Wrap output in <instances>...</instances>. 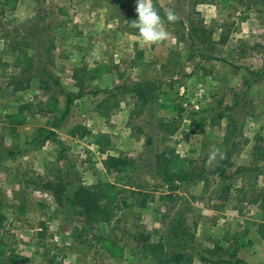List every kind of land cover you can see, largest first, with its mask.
I'll use <instances>...</instances> for the list:
<instances>
[{"label": "rangeland", "instance_id": "374dc122", "mask_svg": "<svg viewBox=\"0 0 264 264\" xmlns=\"http://www.w3.org/2000/svg\"><path fill=\"white\" fill-rule=\"evenodd\" d=\"M4 1L0 264H158L141 252L152 242L197 253L193 264L234 249L248 264H264V160L254 149L264 146V0H153L169 32L155 44L130 26L136 0ZM136 82L155 90L138 116L123 89ZM68 93L79 95L55 127ZM31 102L25 122L1 118ZM77 125L92 135H72ZM163 152L202 174L166 199ZM109 154L126 160L120 172L106 168ZM48 180L61 185V201ZM101 182L117 187L116 216L85 230L70 198ZM42 222L45 238L37 235ZM179 224L194 241H182Z\"/></svg>", "mask_w": 264, "mask_h": 264}, {"label": "trees", "instance_id": "16d2710c", "mask_svg": "<svg viewBox=\"0 0 264 264\" xmlns=\"http://www.w3.org/2000/svg\"><path fill=\"white\" fill-rule=\"evenodd\" d=\"M8 0H5L3 3H7ZM201 42L204 41L200 38ZM7 63L3 64L6 65ZM121 88V87H120ZM123 89L125 91H130L133 94L134 98L136 99L134 104V113L138 116L143 112L144 103L147 102V96L151 93L152 90L150 87L149 82H136L130 86H124ZM79 94H71L68 93L65 102V108L62 110V114L58 119L55 127L59 126L65 119L66 115L70 112L71 104L75 96ZM42 102V101H41ZM48 103H46L47 106ZM40 105V104H39ZM49 105V104H48ZM32 102L23 104L19 107L18 112L16 114L9 115L10 123H21L25 122L26 119L23 116V113L27 108H32ZM37 108V107H36ZM32 111V110H31ZM37 111H44L41 106L38 107ZM52 111V110H48ZM23 117V118H20ZM55 131H50L46 138L54 135ZM72 135L83 137L85 135H92L91 130L84 126H75L72 130ZM99 145L102 152L106 150L104 145H101L100 141L96 142ZM256 152V159L264 160V146L260 142H256L255 146ZM173 151V150H172ZM11 155H14L13 152H10ZM167 155V156H165ZM192 161H186L182 156L179 154H175V152H163L158 155V166L160 169V175L162 177L163 182L168 185L169 193H165L160 196V199H166L173 197L174 194L183 184L195 180L197 178H201L202 174H194V167L191 168L188 164ZM104 164L106 168L113 169L114 171L120 172L125 165L127 164L126 160H123L119 156L116 155H107V158L104 160ZM27 182V180H26ZM61 186L60 184H55L53 180H48L45 183L46 190L50 191L53 196H55L59 201L61 189L58 190L55 188ZM78 192L74 194L72 198H70L71 206L78 208L80 210L81 218H83L84 226L83 229L85 230H92L96 227H99L100 224H110L116 216L114 212V208L116 207L114 204L115 200L117 199L118 191L116 190L117 187L111 183L101 182L99 184H95L92 186H81ZM126 204V202H125ZM138 206L141 208L147 207V198L140 199ZM5 218L3 214H0V231L2 230V221ZM120 219L117 220L119 222ZM42 230L38 232L39 238H45L48 231V226L45 222L41 223ZM179 228V235L182 238V241L187 245L188 243L194 241V234H190L189 228L184 225L178 226ZM259 234L264 239V218L262 219L259 229ZM99 240H102L105 245L109 244L106 237H99ZM181 242V241H180ZM179 244V243H178ZM180 245V244H179ZM183 245V246H186ZM237 245V244H236ZM2 252V251H0ZM141 252L143 253L145 258L149 256L151 260L156 261L158 264H193L195 255L197 253H191V251L184 250V251H175L172 250L171 252L165 250L164 244L162 242H152L149 244H145L141 246ZM204 261L205 264H248L246 260L239 257L237 255V250H233L231 252L227 251L225 256H203L201 255L200 258ZM47 264H62L55 262L54 259H50Z\"/></svg>", "mask_w": 264, "mask_h": 264}, {"label": "clouds", "instance_id": "9594fccd", "mask_svg": "<svg viewBox=\"0 0 264 264\" xmlns=\"http://www.w3.org/2000/svg\"><path fill=\"white\" fill-rule=\"evenodd\" d=\"M138 19L131 21V27L138 30L145 44H155L168 39L169 32L164 27V21L153 4V0H136ZM168 23H175L178 16L174 11L166 12ZM218 152V150H217ZM216 153L210 156L215 159Z\"/></svg>", "mask_w": 264, "mask_h": 264}, {"label": "crops", "instance_id": "0c3cea01", "mask_svg": "<svg viewBox=\"0 0 264 264\" xmlns=\"http://www.w3.org/2000/svg\"><path fill=\"white\" fill-rule=\"evenodd\" d=\"M1 118H4L5 119V121L6 122H8L7 124H9V125H13V127L15 126L14 124H10V119H9V117H4V116H1ZM5 121L3 122V124L5 123ZM10 154V153H9ZM11 155V154H10ZM12 156V155H11Z\"/></svg>", "mask_w": 264, "mask_h": 264}]
</instances>
